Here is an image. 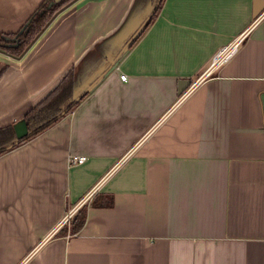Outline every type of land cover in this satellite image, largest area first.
<instances>
[{
  "label": "crops",
  "instance_id": "crops-1",
  "mask_svg": "<svg viewBox=\"0 0 264 264\" xmlns=\"http://www.w3.org/2000/svg\"><path fill=\"white\" fill-rule=\"evenodd\" d=\"M42 1L0 0V33ZM154 6L74 0L21 55L0 48V127L70 70L84 94L0 155V264H264V0H162L130 42Z\"/></svg>",
  "mask_w": 264,
  "mask_h": 264
},
{
  "label": "trees",
  "instance_id": "trees-1",
  "mask_svg": "<svg viewBox=\"0 0 264 264\" xmlns=\"http://www.w3.org/2000/svg\"><path fill=\"white\" fill-rule=\"evenodd\" d=\"M73 1L74 0H60L59 2L49 6L50 0H43L24 24L26 26L21 34H19L20 30L16 33L11 34L0 33V48L8 51L13 55H21L48 25V23L53 19L56 13ZM153 1L157 2V0ZM161 2L162 0H160L158 4L156 12L152 14V16L145 22V24L136 34L133 42H136L152 23L157 15L158 10L160 9ZM24 25L22 27H24ZM14 38H18L17 46L8 47V44L12 43L14 41ZM73 96L74 72L73 70H70L59 82V84L41 102L31 108L24 117L26 118L30 132L39 129V127H42L49 121L51 122L48 125H45L40 130L29 135L27 138H24L19 143H16L17 136L15 133L14 124L0 127V155L37 135L46 127L50 126V124L58 121L64 115L71 112L84 95L80 97L67 112H65L67 107L72 102ZM83 223L84 220L82 219L74 227V230L79 229V227H81Z\"/></svg>",
  "mask_w": 264,
  "mask_h": 264
},
{
  "label": "built area",
  "instance_id": "built-area-1",
  "mask_svg": "<svg viewBox=\"0 0 264 264\" xmlns=\"http://www.w3.org/2000/svg\"><path fill=\"white\" fill-rule=\"evenodd\" d=\"M242 40H243V35H240L233 42L219 49V51L212 58L211 67L215 68L229 61L237 52ZM120 77L122 80H126L127 78L125 74H122ZM193 85H191L189 88L191 89ZM86 158L87 157L84 155H73L68 158V163L69 164L83 163L86 160ZM93 191L94 190L90 191L81 201H79L76 205H74L72 208H70L66 212L62 220V223H67L72 220L73 216L78 211V209L81 207V205L84 204L86 201L90 200V198L92 197Z\"/></svg>",
  "mask_w": 264,
  "mask_h": 264
},
{
  "label": "water",
  "instance_id": "water-1",
  "mask_svg": "<svg viewBox=\"0 0 264 264\" xmlns=\"http://www.w3.org/2000/svg\"><path fill=\"white\" fill-rule=\"evenodd\" d=\"M60 0H50L49 2V6L53 5L54 3H57L59 2ZM160 0H157V2H155V6L152 10V12L144 19V21L141 23V25H139V27L134 31V34L132 35L131 39H130V42L132 41L133 42V39L134 37L136 36V34L139 32V30L142 28V26L145 24V22L152 16V14L154 12H156L157 10V7H158V4H159ZM264 9V6L259 8L256 12V15H259L262 10ZM25 26L22 27L19 31V34H21L24 29H25ZM18 44V38H14V41L10 44H8V47H13V46H17ZM192 84V80L191 79H182L180 80V86H179V93L181 94L182 92H184L188 87H190ZM84 94H81L79 96H73V100L72 102L70 103V105L67 107L66 111L67 112L74 104L75 102L80 98L82 97ZM64 112V113H65ZM51 121H49L48 123H46L45 125H48ZM45 125H43L42 127H39V129H36L35 131H29V128H28V124H27V121H26V118H22L20 120H18L16 123H14V129H15V133H16V136H17V141L16 143H19L21 142L24 138H27L29 135L33 134L34 132L40 130L41 128H43ZM15 144V143H14Z\"/></svg>",
  "mask_w": 264,
  "mask_h": 264
}]
</instances>
